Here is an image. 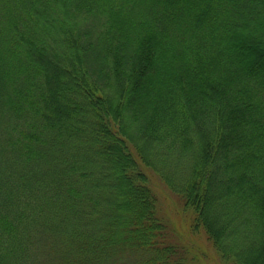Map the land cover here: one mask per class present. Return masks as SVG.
I'll use <instances>...</instances> for the list:
<instances>
[{
	"label": "trees",
	"instance_id": "trees-1",
	"mask_svg": "<svg viewBox=\"0 0 264 264\" xmlns=\"http://www.w3.org/2000/svg\"><path fill=\"white\" fill-rule=\"evenodd\" d=\"M149 171L264 264V0H0V264H190Z\"/></svg>",
	"mask_w": 264,
	"mask_h": 264
},
{
	"label": "rangeland",
	"instance_id": "rangeland-1",
	"mask_svg": "<svg viewBox=\"0 0 264 264\" xmlns=\"http://www.w3.org/2000/svg\"><path fill=\"white\" fill-rule=\"evenodd\" d=\"M153 187L158 196L159 213L167 221L170 239L178 244L190 247L191 255H194L190 264H232L222 260L214 249L204 230L191 229V212L185 209L184 204L177 193L173 192L160 177L153 171H149ZM253 223L246 227L245 232L250 238L254 237Z\"/></svg>",
	"mask_w": 264,
	"mask_h": 264
}]
</instances>
